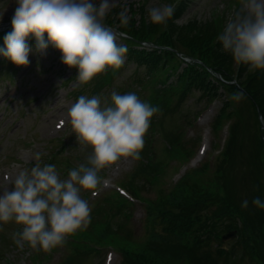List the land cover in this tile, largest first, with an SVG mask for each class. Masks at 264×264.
Returning a JSON list of instances; mask_svg holds the SVG:
<instances>
[{
  "label": "trees",
  "instance_id": "1",
  "mask_svg": "<svg viewBox=\"0 0 264 264\" xmlns=\"http://www.w3.org/2000/svg\"><path fill=\"white\" fill-rule=\"evenodd\" d=\"M165 2L174 9L162 24L148 19L145 3L129 5L126 26L117 16L122 6L102 21L126 36L124 59L135 66L133 80L114 88L122 64L106 68L71 92L76 100L80 95L106 98L114 90L132 91L158 107L137 164L120 182L145 207L143 236L136 239L131 227L134 203L116 191L106 193L96 199L87 227L68 235V253L58 264H99L94 260L107 247L120 255L119 264H264V209L251 203L256 196L264 199V70H250L222 50L216 35L224 17L212 14L206 20L182 22L191 0ZM10 30L0 31V47ZM143 44L154 47L148 50ZM179 54L192 62L181 68ZM235 92L241 94L239 100L229 98ZM196 93L208 104L221 101L213 130L226 128L228 135L211 164L205 161L167 186L164 176L170 160L186 161L194 152L187 147L180 121L195 120L184 107ZM157 135L164 144L160 154ZM71 160L52 156L48 163L55 164L62 178L79 165ZM151 190L156 192L153 198ZM243 199L249 201L246 208L241 207ZM231 231L238 232L237 238L223 243L222 236Z\"/></svg>",
  "mask_w": 264,
  "mask_h": 264
},
{
  "label": "clouds",
  "instance_id": "2",
  "mask_svg": "<svg viewBox=\"0 0 264 264\" xmlns=\"http://www.w3.org/2000/svg\"><path fill=\"white\" fill-rule=\"evenodd\" d=\"M12 28L3 36L0 56L16 65H27L33 50L28 37H34L35 50L49 45L61 52V62L75 67V79L81 84L92 80L106 68H119L127 47L117 43L114 31L102 22L112 0H15ZM172 4L147 9L148 19L162 24L171 16ZM121 25L129 20L127 7L117 13ZM45 33L47 38H45ZM223 51L236 63L250 70H264V0H240L239 7L225 20L216 35ZM239 100V92L229 97ZM157 106L140 99L135 92L112 91L100 95H80L68 108L69 123L76 140L91 147L86 163L69 169L60 178L55 164L36 163L21 170L12 186L0 192V223L13 221L22 225L13 233L17 245L26 242L34 249L50 250L65 242L67 235L87 227L90 222L88 201L81 190H94L101 182L99 171L121 157L140 158L144 135ZM243 199L241 207H248ZM251 203L264 209V199L253 197Z\"/></svg>",
  "mask_w": 264,
  "mask_h": 264
},
{
  "label": "rangeland",
  "instance_id": "3",
  "mask_svg": "<svg viewBox=\"0 0 264 264\" xmlns=\"http://www.w3.org/2000/svg\"><path fill=\"white\" fill-rule=\"evenodd\" d=\"M142 2L146 4V10L152 6L166 4L165 0H112L109 11L120 5L127 7L129 4ZM191 2L182 22L195 17L206 20L212 14L213 17L218 15L225 20L238 9L240 0H191ZM16 6L15 0H0V28H12L11 18ZM127 9L129 11L128 7ZM116 37L117 43L123 44V39L120 36ZM27 42L33 48L29 52L27 65H16L7 58L0 62V192L10 190L12 180L18 172L29 170L36 163L37 152L41 153L42 163H48V158L57 156L60 159L69 157L74 163L80 164L86 163L91 155V147L77 142L76 134L69 123L68 108L75 102L71 92L81 84L75 79L77 69L62 63L61 52L51 45L43 52H38L34 47V38ZM134 69L135 66L132 64L124 65L117 74L114 88L133 80L136 77ZM140 73L142 75L144 69H141ZM198 98L199 93L190 97L184 109L188 111V116L192 120L197 114H201L199 121L191 124L185 121L180 123L184 125V131H187L185 134L187 147L192 146L195 154L200 148L197 154L199 163H195L197 159L188 163L194 152L186 161L170 160L164 176L167 186L178 181L185 171L195 169L201 162L207 161L208 157L209 162L213 160V156L220 153L221 145L227 136L226 129L218 133L213 130V121L222 108L221 101L213 100V105L207 108L208 103ZM65 115L68 117L67 126L63 130H56L57 120ZM172 120L173 118H170L168 122ZM155 139L156 152L160 154L164 144L159 141V135ZM202 146L206 147L204 153L201 152ZM136 164V159L121 157L101 169L99 171L101 182L97 188L81 190V196L88 201L90 209L96 199L116 191L117 187H120V182L127 178ZM181 166L185 167L177 172ZM63 178H67V175ZM155 194V190L150 191L151 198L155 197ZM133 210L131 224L136 239H139L143 236L145 211L139 204ZM21 228L22 225L13 221L0 223V254L4 259L0 264H37L34 261L36 254L45 257L42 259L44 264H57L68 253L64 243L56 246L53 252L52 249L47 251L34 249L26 242L17 245L13 240V233ZM5 243L12 244V247L7 248ZM106 250L94 262L119 264L120 255ZM47 254L49 257L46 259Z\"/></svg>",
  "mask_w": 264,
  "mask_h": 264
},
{
  "label": "water",
  "instance_id": "4",
  "mask_svg": "<svg viewBox=\"0 0 264 264\" xmlns=\"http://www.w3.org/2000/svg\"><path fill=\"white\" fill-rule=\"evenodd\" d=\"M262 128L264 129V125H262ZM237 236V232H231V233H227L226 235L223 236L222 240L223 242H226L230 239H234Z\"/></svg>",
  "mask_w": 264,
  "mask_h": 264
}]
</instances>
